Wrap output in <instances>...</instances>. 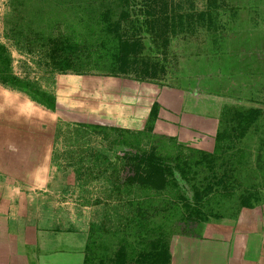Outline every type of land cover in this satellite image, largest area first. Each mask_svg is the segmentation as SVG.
I'll list each match as a JSON object with an SVG mask.
<instances>
[{
	"label": "rangeland",
	"instance_id": "374dc122",
	"mask_svg": "<svg viewBox=\"0 0 264 264\" xmlns=\"http://www.w3.org/2000/svg\"><path fill=\"white\" fill-rule=\"evenodd\" d=\"M180 1L182 6L175 3L172 11L158 10L163 18L168 11L170 17L177 14L167 30H163V22L158 23L163 18L139 14L132 26L140 34L143 31L140 37L124 30L122 45L97 49L92 65L112 69L113 73L79 76H123L151 84L165 80L189 93L211 94L212 99L188 96L194 103V110L188 112L194 115L190 116L193 136L180 140L186 146L203 149L209 145L199 146V137L217 131V125L208 123L215 114L225 115L221 127L222 131L228 129L233 106H225L224 98L241 97L240 83L246 85L242 97L247 105L264 102V0H206L209 4L191 0L193 9L188 8L191 3L187 0ZM194 9L191 19H181L184 15L189 18ZM10 13V0H0V45L10 60V72L46 92L55 91L61 84L67 89L65 82L69 80H65L76 73H62L44 51L17 44L7 23ZM125 48L132 49L131 56L121 62L118 53ZM241 69H248V73ZM74 109L65 105L51 109L36 94L0 77V212L41 229L49 225L65 232L122 230L132 214L129 199L133 197L123 185L124 162L112 139L88 126L100 125V116H90L89 111L85 116L82 110ZM188 113H182L183 122ZM252 125L253 132L245 139L247 149L257 151L259 147L264 151V140L255 144L256 132H260L256 128L264 132V113ZM168 140L161 141L164 152L176 156L178 148ZM3 151L10 153L7 159L2 158ZM262 158L260 165L264 166ZM236 163V158L231 159L230 164ZM200 171L204 172L202 168ZM258 177L257 185L263 183L264 173L259 171Z\"/></svg>",
	"mask_w": 264,
	"mask_h": 264
},
{
	"label": "trees",
	"instance_id": "16d2710c",
	"mask_svg": "<svg viewBox=\"0 0 264 264\" xmlns=\"http://www.w3.org/2000/svg\"><path fill=\"white\" fill-rule=\"evenodd\" d=\"M187 1L191 4L186 7L195 8V3ZM10 3L7 23L17 44L44 51L60 72L77 75L113 73L112 69L92 65L97 49L103 51L100 46L122 45L124 30L134 36L142 35L143 31L140 34L132 26L139 14L156 18L162 14L158 10L172 11L176 4L182 6L180 0H10ZM170 11L161 17L164 21L158 22H163V30L177 19V14L170 17ZM192 12L189 18L184 15L181 19H191L195 9ZM199 21L202 23L201 18ZM81 29L85 32H79ZM129 48L118 53L121 62L131 56ZM9 68L10 60L0 45L1 79L29 90L42 103L56 108L55 96L34 83L17 79ZM241 72L246 74L248 69ZM238 87L242 96L245 95L244 81ZM200 96L204 95L194 99ZM242 96L224 98L225 106H233L227 130L222 131L221 124L226 118L223 114L217 117L215 114L208 121L212 126L217 125V131L212 133L215 143L209 149L186 146L177 138L155 134L153 124L135 133L116 126L88 125L112 139L118 157L124 162L123 185L133 197L129 199L132 214L124 229L89 230L80 264H173L171 249L175 237L203 238V231L210 223L233 222L244 209H260L264 205V179L257 185L258 172L264 173V166L260 165L264 151L259 147L250 151L245 144L253 132L252 124L264 113L261 105L264 102L247 105ZM211 97L206 95V99ZM193 104L187 101L191 111ZM156 115L154 109L150 118ZM255 131H260L255 136L258 145L264 140V132L258 128ZM164 138L177 146L176 156L164 152L161 144ZM220 157L224 158L218 161ZM234 158L236 165L230 164ZM209 172L212 175H205ZM63 264L70 262L64 260Z\"/></svg>",
	"mask_w": 264,
	"mask_h": 264
},
{
	"label": "crops",
	"instance_id": "0c3cea01",
	"mask_svg": "<svg viewBox=\"0 0 264 264\" xmlns=\"http://www.w3.org/2000/svg\"><path fill=\"white\" fill-rule=\"evenodd\" d=\"M201 62L204 63L202 58ZM68 80L65 82L67 89L61 84L55 91H48L56 97L55 109L65 105L71 110H82L85 116L98 114L100 125L125 128L131 133L143 131L153 124L155 134L171 136L179 141L192 139L188 96L198 97L203 93L177 89L172 82L165 80H156L155 85L123 76L80 77L77 74L65 81ZM154 109L157 115L152 119L150 116ZM184 111L189 116L184 119L188 118L187 125L182 121ZM198 143L201 144L199 146L208 144L202 148L209 149L215 140L212 135L201 136ZM4 151L2 158L7 159L10 153ZM7 218L0 212V264L82 262L81 252L86 246L89 231L65 232L49 225L41 229L34 224ZM56 227L54 225L53 228ZM171 251L173 264H264V205L260 209H244L237 221L210 223L203 231V238L175 237Z\"/></svg>",
	"mask_w": 264,
	"mask_h": 264
}]
</instances>
